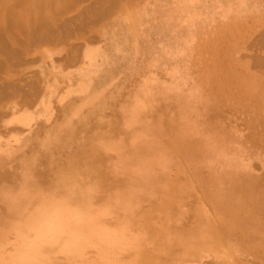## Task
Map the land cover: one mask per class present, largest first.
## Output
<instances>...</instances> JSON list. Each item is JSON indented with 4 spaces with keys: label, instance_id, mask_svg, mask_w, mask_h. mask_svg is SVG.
Segmentation results:
<instances>
[{
    "label": "bare ground",
    "instance_id": "obj_1",
    "mask_svg": "<svg viewBox=\"0 0 264 264\" xmlns=\"http://www.w3.org/2000/svg\"><path fill=\"white\" fill-rule=\"evenodd\" d=\"M106 1L110 5L117 0ZM69 2L76 1L0 0V67L28 44L52 39L59 20L55 18ZM20 20L29 22L22 25L25 30L15 28ZM10 28L22 35L12 29L10 34ZM204 52L198 47L194 53L198 92L184 96L177 88L168 91L160 84L143 83L127 97L118 120L98 122L81 134V155L56 170L51 181H41L31 162L21 158L20 171H0V264H196L197 255L218 253L222 235L231 242L233 254H245L252 246L264 254V185L242 162L257 142L221 128L217 117L227 118L228 111L208 113L209 91L222 82L214 73L209 76L213 69ZM168 99L172 103L164 106ZM221 99L219 105L226 104L230 111L234 98ZM68 125L57 131L59 149L76 140ZM17 151L0 148V160ZM191 181L223 233L200 210L194 228L178 231V205ZM143 204L149 206L141 213L146 223L133 230ZM150 212L162 213V222L152 223ZM149 246L156 248L154 254L147 255Z\"/></svg>",
    "mask_w": 264,
    "mask_h": 264
},
{
    "label": "rangeland",
    "instance_id": "obj_2",
    "mask_svg": "<svg viewBox=\"0 0 264 264\" xmlns=\"http://www.w3.org/2000/svg\"><path fill=\"white\" fill-rule=\"evenodd\" d=\"M74 1L55 18L60 20L52 35L56 41L53 37L41 45L32 42L17 60L0 67V148L18 150L15 156L4 154L0 171H20L21 158L31 162L41 181H51L56 170L81 155L77 144L81 134L98 122L118 120L121 107L143 83L160 84L168 91L177 88L184 96L198 92L194 55L203 47L209 55L207 66L213 69L209 76L214 73L222 82L209 91L208 113L228 111L227 118L217 117L221 128L250 135L257 142L242 162L264 185V0H117L110 5L106 0ZM20 22L18 30L29 25ZM220 99L233 100L230 111L226 104L219 105ZM171 103L168 99L163 105ZM66 123L76 140L59 149L56 134ZM186 169L183 178L188 176ZM185 189L178 205V231L194 228L200 210L223 233L202 191L192 181ZM148 208L141 206L133 230L146 223L141 213ZM148 217L155 224L163 220L160 212ZM226 238L222 235L217 254L197 255L196 264H264V254L255 246L245 254H233ZM155 252V247L147 248V255Z\"/></svg>",
    "mask_w": 264,
    "mask_h": 264
}]
</instances>
